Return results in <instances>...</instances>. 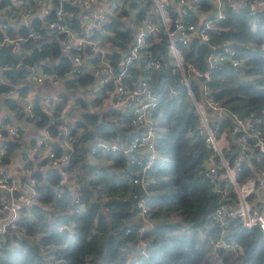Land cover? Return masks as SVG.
<instances>
[{
    "label": "clouds",
    "instance_id": "clouds-1",
    "mask_svg": "<svg viewBox=\"0 0 264 264\" xmlns=\"http://www.w3.org/2000/svg\"><path fill=\"white\" fill-rule=\"evenodd\" d=\"M257 31L264 0H7L0 261L24 242L34 264H141L146 235L174 224L185 264H264V106L249 103L264 71L244 55ZM176 145L211 198L187 225ZM157 204L179 210L154 219Z\"/></svg>",
    "mask_w": 264,
    "mask_h": 264
},
{
    "label": "trees",
    "instance_id": "trees-1",
    "mask_svg": "<svg viewBox=\"0 0 264 264\" xmlns=\"http://www.w3.org/2000/svg\"><path fill=\"white\" fill-rule=\"evenodd\" d=\"M238 39L240 37H237ZM247 43L252 44L253 48H246L244 50V55L250 57V63H254L255 69L257 71H264V36H262L259 31L256 34L250 35L247 38ZM222 75L223 73H218ZM251 73V70L249 71ZM22 75V74H21ZM16 79V77H15ZM241 87H244L242 85ZM249 91H257L256 89H252L251 85L247 86ZM249 103L256 106H264V99L260 97H252L249 100ZM168 141H164V144L167 145ZM174 151L176 155V163L175 170L176 175L185 174L186 168L188 170V174L192 177L193 187L190 192H188L187 196L182 200L180 208L187 210L190 213L189 219L185 222V225L190 224L193 220H198L199 216L205 214V209L203 205L208 202L209 198H205V196L201 195V189L198 184V178L195 176V169L191 168V159L185 161L181 158L182 146L176 145L174 146ZM166 183V180H165ZM130 185H127L124 188H118L117 191H128ZM160 192L170 191L168 188L159 189ZM199 206V211L197 212V207ZM119 208L120 206L117 205ZM155 212L158 213L157 216H154V219H159L160 217L171 216L178 209L175 204H157L154 206ZM196 213V215H191V213ZM127 217L122 216L121 219H125ZM72 219H82L80 217H76L75 213L73 214ZM92 217H88L85 220V224L88 231H91ZM58 221H54L57 223ZM183 233V226H176L174 224H168L167 226H160L158 230L148 233L145 239H151L152 243L149 245L147 251V260L144 257H140L141 264H185V260L187 254L189 252V248L187 244L189 242V238L186 235H180ZM254 235V234H253ZM21 243V248L14 249L12 251H5L4 259L0 261V264H34L33 254L31 251H24L26 248L24 242ZM194 239H192V245L194 246ZM257 245L253 243L251 247V251H255ZM204 255L199 257L200 260L204 258ZM70 264L71 257H65ZM256 264H261L260 257H255ZM225 264H228L227 258H225Z\"/></svg>",
    "mask_w": 264,
    "mask_h": 264
},
{
    "label": "built area",
    "instance_id": "built-area-1",
    "mask_svg": "<svg viewBox=\"0 0 264 264\" xmlns=\"http://www.w3.org/2000/svg\"><path fill=\"white\" fill-rule=\"evenodd\" d=\"M6 4H7V0H5V4H4V5H0V7H4V6H6ZM16 62H17V61L8 58V59L6 60V62H5V64H15ZM5 76L7 77L8 75L5 74ZM16 78H17V77H16Z\"/></svg>",
    "mask_w": 264,
    "mask_h": 264
},
{
    "label": "water",
    "instance_id": "water-1",
    "mask_svg": "<svg viewBox=\"0 0 264 264\" xmlns=\"http://www.w3.org/2000/svg\"><path fill=\"white\" fill-rule=\"evenodd\" d=\"M6 60H7V59H5V60H4V63L6 62ZM5 74H6V75H8V73H7V72H6Z\"/></svg>",
    "mask_w": 264,
    "mask_h": 264
},
{
    "label": "rangeland",
    "instance_id": "rangeland-1",
    "mask_svg": "<svg viewBox=\"0 0 264 264\" xmlns=\"http://www.w3.org/2000/svg\"><path fill=\"white\" fill-rule=\"evenodd\" d=\"M20 77H17L16 79H19Z\"/></svg>",
    "mask_w": 264,
    "mask_h": 264
}]
</instances>
